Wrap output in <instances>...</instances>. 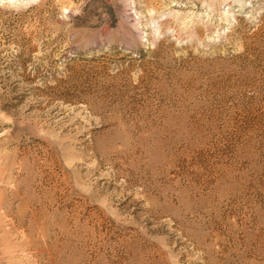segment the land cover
<instances>
[{"label":"rangeland","instance_id":"rangeland-1","mask_svg":"<svg viewBox=\"0 0 264 264\" xmlns=\"http://www.w3.org/2000/svg\"><path fill=\"white\" fill-rule=\"evenodd\" d=\"M0 264H264V0H0Z\"/></svg>","mask_w":264,"mask_h":264}]
</instances>
